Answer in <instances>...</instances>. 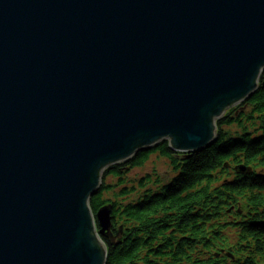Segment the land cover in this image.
<instances>
[{
    "label": "water",
    "instance_id": "95a60500",
    "mask_svg": "<svg viewBox=\"0 0 264 264\" xmlns=\"http://www.w3.org/2000/svg\"><path fill=\"white\" fill-rule=\"evenodd\" d=\"M263 71L264 0H0V264H105V169L207 148Z\"/></svg>",
    "mask_w": 264,
    "mask_h": 264
},
{
    "label": "trees",
    "instance_id": "16d2710c",
    "mask_svg": "<svg viewBox=\"0 0 264 264\" xmlns=\"http://www.w3.org/2000/svg\"><path fill=\"white\" fill-rule=\"evenodd\" d=\"M152 155L168 163L166 180L129 177ZM89 207L111 212L105 264H264V71L207 148L178 153L162 140L109 166Z\"/></svg>",
    "mask_w": 264,
    "mask_h": 264
},
{
    "label": "rangeland",
    "instance_id": "374dc122",
    "mask_svg": "<svg viewBox=\"0 0 264 264\" xmlns=\"http://www.w3.org/2000/svg\"><path fill=\"white\" fill-rule=\"evenodd\" d=\"M169 172L170 169L166 160L159 158L157 155H152L142 169L133 170L129 177L137 178L149 173L158 175L159 178L166 180L170 174Z\"/></svg>",
    "mask_w": 264,
    "mask_h": 264
}]
</instances>
